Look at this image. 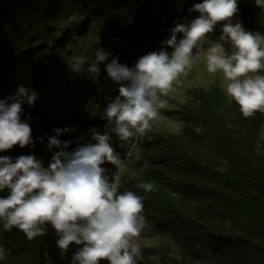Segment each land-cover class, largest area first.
Returning a JSON list of instances; mask_svg holds the SVG:
<instances>
[{
  "label": "trees",
  "instance_id": "16d2710c",
  "mask_svg": "<svg viewBox=\"0 0 264 264\" xmlns=\"http://www.w3.org/2000/svg\"><path fill=\"white\" fill-rule=\"evenodd\" d=\"M203 0H0V99L15 95L19 85L37 94L35 105H23L21 120L32 130L33 144L0 151L13 159L34 155L47 167L53 153L48 138L55 129H75L58 138L71 141L66 149L95 143L92 129L104 134L103 111L119 95L104 65L98 77L100 113L79 112L71 120L50 117L44 109L42 92L53 70L60 65L62 51L74 37L85 36L100 25L125 40L106 62L134 67L143 55L162 48L176 23L188 24L199 13L189 11ZM239 11L232 22L264 35V9L255 0H237ZM70 17H82L78 27L56 39L57 24ZM210 34L222 35V23ZM177 34V40L182 38ZM198 47L193 50V56ZM264 75V74H263ZM184 124L178 134L157 135L142 144V175L130 189L144 197L142 215L148 221L144 238L168 237L158 262L148 264H264V112L245 118L239 106L218 87L198 89L191 101L176 112ZM204 131L196 134L195 127ZM152 182L155 191L145 193L136 185ZM8 195L0 191V197ZM24 233L4 231L0 245L8 257L24 252ZM51 225L38 236L31 264H70L56 244ZM172 246L179 248L174 252ZM178 253V254H176ZM5 261V260H4ZM2 261H0L1 263Z\"/></svg>",
  "mask_w": 264,
  "mask_h": 264
},
{
  "label": "clouds",
  "instance_id": "9594fccd",
  "mask_svg": "<svg viewBox=\"0 0 264 264\" xmlns=\"http://www.w3.org/2000/svg\"><path fill=\"white\" fill-rule=\"evenodd\" d=\"M264 9V0H255ZM189 11L199 15L188 24L176 23L163 48L141 56L134 67L121 64L118 58L106 63L108 77L119 86V95L105 107V132L92 129L91 140L72 152L66 151L71 141L58 137L75 129H55L48 138L49 150L54 152L47 167L34 155H20L13 159L0 156V225L4 231L17 229L28 240L47 234V226L55 230L56 244L61 253L75 244L71 264H142L144 256L139 239L148 228L142 215L144 197L131 189L121 191L125 161L110 143L114 133L120 141L143 136L151 131L152 121L159 118L166 107L180 77L191 71L193 50L201 42L206 49V69L211 74L222 73V88L234 101L241 114L250 118L257 111L264 112V35L246 30L242 23H233L239 11L237 0H203ZM222 23L219 41L230 45L227 51L221 42L207 37ZM182 38L177 40V34ZM89 63L83 56L73 55L69 67L74 73L95 77L98 65L109 60L110 53L96 48ZM87 64V67L85 65ZM37 94L19 85L15 95L0 99V151L14 146L32 145L30 125L21 120L23 105H35ZM201 134L202 126L195 127ZM112 164L115 172L106 174L104 164ZM136 187L145 193L155 191L154 183L139 182ZM167 240L168 237H165ZM7 250L0 245V261L7 259Z\"/></svg>",
  "mask_w": 264,
  "mask_h": 264
},
{
  "label": "rangeland",
  "instance_id": "374dc122",
  "mask_svg": "<svg viewBox=\"0 0 264 264\" xmlns=\"http://www.w3.org/2000/svg\"><path fill=\"white\" fill-rule=\"evenodd\" d=\"M82 17H70L65 20H60L57 24L56 39L62 37L63 33L68 29L78 27ZM216 34H209L208 41L221 42L227 51H231L230 45L226 42L219 41ZM125 46V40L113 36L100 25H94L92 29L83 37H74L70 44L62 51L60 65L56 67L51 76V80L47 88L42 92L44 101V109L50 117H62L65 120H71L79 112L86 111L91 114L100 113V87L98 77L106 62L98 65L100 72L95 77L86 73H74L69 67L71 57L73 55L83 56L90 63L94 59L96 48H102L111 55L118 49ZM198 52L194 56V62L191 71L187 76H181V83L174 86V91L168 97H162L167 101L166 107L160 109L159 118L152 121L151 131L146 132L143 136H139L128 141H120L114 133H110L112 139L110 143L121 158L125 161L126 171L122 173L121 183L122 188L130 189L131 183L139 178L144 172V166L140 164L143 160L142 144L152 140L154 136L181 133L184 129L183 122L176 116V112L180 111L183 106L188 104L193 93L198 89H209L210 87H218L221 90L223 83V75L220 72L211 74L206 69V49L209 43L201 42L197 45ZM87 67V64L85 65ZM259 74L263 75L264 70ZM224 91V90H223ZM225 92V91H224ZM258 153L264 157V149L260 145ZM103 167L107 170L106 174L111 175L115 172V167L112 164H104ZM38 237L28 240L26 236L22 240L25 243L24 252L19 256H10L0 264H31L35 256V244ZM139 244L143 248L142 254L144 261L142 264L158 262L161 254L167 246L165 236L160 235L155 238H144L141 236ZM75 244L70 245L66 254V259L72 260L73 253L78 249ZM174 252H178L179 248L172 246ZM178 254V253H176ZM71 264V262H69ZM101 264H108L107 261H101ZM199 264H216L215 262H202Z\"/></svg>",
  "mask_w": 264,
  "mask_h": 264
}]
</instances>
